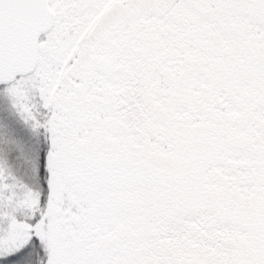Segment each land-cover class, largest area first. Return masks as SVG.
Masks as SVG:
<instances>
[{"label":"snow or ice","instance_id":"1","mask_svg":"<svg viewBox=\"0 0 264 264\" xmlns=\"http://www.w3.org/2000/svg\"><path fill=\"white\" fill-rule=\"evenodd\" d=\"M0 264H264V0H0Z\"/></svg>","mask_w":264,"mask_h":264}]
</instances>
